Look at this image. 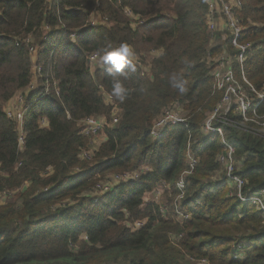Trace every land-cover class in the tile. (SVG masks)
Wrapping results in <instances>:
<instances>
[{"label": "trees", "instance_id": "obj_1", "mask_svg": "<svg viewBox=\"0 0 264 264\" xmlns=\"http://www.w3.org/2000/svg\"><path fill=\"white\" fill-rule=\"evenodd\" d=\"M238 1L241 42L251 44L243 72L262 92L264 0ZM208 11L207 0H0V195L13 193L0 202V264H264V213L230 196L222 173L215 178L221 137L202 133L221 99L207 58L225 47L234 54L228 37L208 48L215 33ZM92 15L108 25L90 26ZM122 45L129 48L127 63L109 73L104 57ZM29 48L41 78L39 90L25 99L18 129L5 108L30 86ZM146 51L156 55L142 70L144 59L135 57ZM89 55L101 62L94 76ZM173 75L186 91L172 86ZM117 81L127 90L122 102L114 94ZM45 82L49 92L39 98ZM108 97L119 122L84 160L90 138L81 134V122L109 120ZM175 102L185 123L152 139L153 124ZM258 111L264 114V101ZM221 130L245 183L242 195L264 191V138ZM188 149L197 163L180 190ZM136 172L137 181L98 190L107 174ZM158 188L159 200L146 201Z\"/></svg>", "mask_w": 264, "mask_h": 264}, {"label": "built area", "instance_id": "obj_2", "mask_svg": "<svg viewBox=\"0 0 264 264\" xmlns=\"http://www.w3.org/2000/svg\"><path fill=\"white\" fill-rule=\"evenodd\" d=\"M218 9L220 11L219 17L223 23L224 32L227 33L229 47L234 51V54L230 50L224 48L218 55L211 58L210 55L207 61L212 65V78L213 88L216 92L220 93L221 99L216 105L210 117L204 122L202 133L204 135H210L217 133L221 137V143L223 145V152L218 156V163L224 168L225 178L228 183V187L233 191L238 200L245 204L253 205L257 210L264 213V191H254L253 193L242 195L244 188V181L236 175L238 168L234 167V150L231 145L227 144L223 138L221 126H230L236 130L249 131L256 137L264 138V114H259V106L264 101V90L257 92L254 87L248 82L243 72V65L247 62L248 52L250 50V43L241 42L243 37V27L240 21L235 15V10L240 8V1L238 0H215ZM209 10L212 4H209ZM210 12H212L210 10ZM129 15V12H126ZM209 30L214 31V24L212 18L207 19ZM96 21L92 19L90 26H95ZM219 31V30H217ZM75 33L71 35L73 38ZM30 38L25 39V43L28 44ZM30 55H35L32 65V76L35 84L30 83V86L20 92V95L16 102L19 103V110L14 112L6 111L5 114L9 119H12L17 125L18 129L21 128L24 114L27 110L25 99L36 93L39 90L37 86L38 81L41 78V68L37 64L36 52L33 48H29ZM226 53V55H224ZM89 69L94 66V63L99 61L96 55L88 56ZM238 66V73H236L234 67ZM44 89L39 98H43L49 92V84L45 82ZM55 93H58L57 83H53ZM27 92V94H26ZM26 96V97H25ZM12 101V100H11ZM106 103L112 104V98L108 97L105 100ZM111 115H113V126L117 125L120 118V112L116 105L112 106ZM182 115V116H181ZM186 118L181 105L178 102L173 103L163 115L153 124L150 130V137L154 140L159 139L165 128L168 126H174L185 123ZM40 127H46L47 123L45 119H41L39 122ZM242 126H246L242 129ZM102 129L101 117L86 118L81 122V134L85 136L96 135ZM23 144V135L19 133V145ZM95 152V151H94ZM92 152L90 150L81 153L80 157L84 160L90 161ZM186 162L188 170L184 171L180 176L177 186L180 190L184 188V177L192 172L193 167L196 165L197 160L191 155L189 149L186 152ZM140 177V173H124L122 175H111L106 182L98 185V190L107 191L111 189L115 184L119 182H133L137 181ZM155 195L160 194V191L156 190ZM157 200V199H155ZM178 215H181L177 211ZM187 219V216L184 217ZM141 223H136V226H140Z\"/></svg>", "mask_w": 264, "mask_h": 264}, {"label": "rangeland", "instance_id": "obj_3", "mask_svg": "<svg viewBox=\"0 0 264 264\" xmlns=\"http://www.w3.org/2000/svg\"><path fill=\"white\" fill-rule=\"evenodd\" d=\"M207 1H209V4H210V3L212 4V7H211V9H210L212 12H210L209 7H208V10H209V11H208L207 19H208V16H209V18H212V20H213V19H216V18H220V17H219L220 11H219V9H218V5H217L216 1H215V0H207ZM94 15H96V14L94 13ZM94 15H92V18L95 17ZM93 20L96 21L97 23H101L102 25H108L107 22H106V20H101V19H99V17H95V18H93ZM207 25H208V24H207ZM208 27H209V25H208ZM209 31H210V30H209ZM214 31H215V33H214V36H213V40L210 41L209 44H208V48H210V49H211L212 47H215V46H219V45L222 46V44L224 43V41L227 39V33L224 32V31H217L215 25H214ZM223 47H225V46H223ZM225 48H226V47H225ZM223 50H224V49H223ZM155 55H156V52H153V51H146V52L139 53V54H137L136 57H135V62H140V61H141L140 57L143 58L144 61H141L140 63H142V65H143L142 70H145V69L147 68L148 63L150 62L151 58L154 57ZM224 55H226V53H224ZM34 57H35V55H33V54L30 55V59H31L32 61H33ZM137 57H138V58H137ZM99 66H101V62H98V63H97V61H96V62L94 63V66H92V67L90 68V71H91V73H92L93 76L95 75L96 71L99 69ZM31 81H32V84H35V81H34V79H33V76H32ZM37 86H39V83L37 84ZM26 94H27V92H26ZM20 95H23V94L18 93V94L12 99L11 102L7 103L6 108H5L6 111H12V112H14V111H16V110H19V103L16 102V100L18 99V97H19ZM181 116H182V115H181ZM209 117H210V116H209ZM101 119H102V129H101V131H100L99 133H97L96 135H91V136H89V138H90L89 150H90L92 153H93L94 151H96L97 148H98V146H99V144H100L101 142L104 141V139H105V130H106L107 128H110V127L112 128V127H114V126H113V123H112L113 115H111V117L109 118V120H107L105 117H101ZM225 126H227V125H225ZM245 128H246V126H242V129H245ZM239 130H241V129H239ZM225 142H226V141H225ZM226 143H227V142H226ZM227 144H228V143H227ZM21 145H22V144H21ZM185 158H186V157H185ZM220 165H221V164H220ZM221 167H222V169H220L218 172H216L215 178H217V177H221V173H222L223 176L225 177L224 168H223L222 165H221ZM234 167H235V168H239V167H238V164H237V161L235 162V160H234ZM189 174H190V173H189ZM111 175H112V174H107V175H105L104 178H103L99 183H101V182H105L106 180H108V178H109ZM186 176H187V175H186ZM186 176L184 177V180H185ZM99 185H100V184H99ZM156 190L160 191V193L162 192L160 188H158V189H156ZM156 190H155V191H156ZM96 192H97V191H96ZM96 194H97V193H93V194H91V195H96ZM229 195H230V196H233V195H234V191H233V189H232V190H229ZM12 196H13V193H12V195H11V194L0 195V202H2V203H4V202H8V201L12 198ZM182 196H183V194H182L181 196L177 197L176 201H177L178 203H179L180 199H182ZM155 199H157V201H158V200H159V196H158V195H155L154 193H152V194H148V195L146 196V201H154ZM171 238H172L173 241L178 240V237H176V235H172ZM186 261H187V264H202L201 262H197V261L190 260V259H188V260H186Z\"/></svg>", "mask_w": 264, "mask_h": 264}, {"label": "clouds", "instance_id": "obj_4", "mask_svg": "<svg viewBox=\"0 0 264 264\" xmlns=\"http://www.w3.org/2000/svg\"><path fill=\"white\" fill-rule=\"evenodd\" d=\"M128 55L129 48L127 45H122L121 48L107 53L104 59L105 62L111 66L107 69V71L111 73L113 69H115L116 71L122 70L127 63L126 57ZM171 83L172 86L177 88L181 93L186 91L185 82L180 77L173 75L171 77ZM113 88L114 94L122 102L127 96V90L119 81L114 83Z\"/></svg>", "mask_w": 264, "mask_h": 264}, {"label": "crops", "instance_id": "obj_5", "mask_svg": "<svg viewBox=\"0 0 264 264\" xmlns=\"http://www.w3.org/2000/svg\"><path fill=\"white\" fill-rule=\"evenodd\" d=\"M213 24L215 25L217 30H222L223 29V23L221 21V18H216L212 20Z\"/></svg>", "mask_w": 264, "mask_h": 264}]
</instances>
